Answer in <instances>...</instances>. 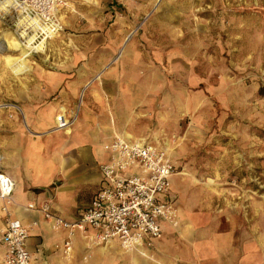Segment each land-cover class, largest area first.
<instances>
[{"label":"rangeland","instance_id":"obj_1","mask_svg":"<svg viewBox=\"0 0 264 264\" xmlns=\"http://www.w3.org/2000/svg\"><path fill=\"white\" fill-rule=\"evenodd\" d=\"M63 3L64 31L27 61L14 19L0 16V95L13 80L94 79L89 65L109 59L100 84L136 85L138 125L170 144L175 227L189 222L199 235L208 211L229 226L239 254L249 246L264 257V0ZM121 33L131 35L125 45Z\"/></svg>","mask_w":264,"mask_h":264},{"label":"crops","instance_id":"obj_2","mask_svg":"<svg viewBox=\"0 0 264 264\" xmlns=\"http://www.w3.org/2000/svg\"><path fill=\"white\" fill-rule=\"evenodd\" d=\"M123 37L125 45L131 35ZM108 61L94 59L89 65L98 74L94 79L13 80L8 88L13 84L14 91L0 95V172L15 185L9 212L29 230L27 248L34 264H264V257L251 254L249 246L239 254L229 226L223 227L208 211L201 214L199 235L192 223L185 222L180 228L160 221L162 237L154 241L153 248L127 253L118 241L88 246L77 233L71 239L72 256L67 257L63 246L68 232L55 231L53 219L27 208L46 204L54 217L77 222L106 185L101 167L110 162L111 153L105 147L117 137L147 141L166 151L175 165L169 142L162 144L159 134L138 125L143 104L136 85L127 93L119 80L100 84ZM31 70L32 64L27 63L23 75ZM10 71L16 77L21 75ZM61 114L67 119L77 115L66 132L53 130ZM171 183L170 197L176 206L175 187L180 186L176 175ZM2 208L0 201V231L7 219ZM181 243L186 250L176 251ZM197 248L198 252L193 250ZM5 255L6 247L0 243V264H4Z\"/></svg>","mask_w":264,"mask_h":264},{"label":"built area","instance_id":"obj_3","mask_svg":"<svg viewBox=\"0 0 264 264\" xmlns=\"http://www.w3.org/2000/svg\"><path fill=\"white\" fill-rule=\"evenodd\" d=\"M12 1L10 11L4 15L14 19V33L24 45L30 38H35L36 44L44 40L47 43L64 31L59 13L64 0ZM76 120L77 115L67 119L61 114L53 130L66 132ZM105 150L111 153L110 162L101 167L106 185L77 222L54 217L46 204L27 207L53 219L55 231L68 232L63 246L67 257L72 256L71 239L77 233L88 246H106L118 241L128 252L153 248L154 241L162 237L160 221L173 227L178 224V211L170 197L176 167L166 151L147 141L135 142L124 137H117ZM14 189L13 181L0 172V201L7 216L0 231V243L6 247L4 264H34L27 248L29 230L9 212Z\"/></svg>","mask_w":264,"mask_h":264},{"label":"bare ground","instance_id":"obj_4","mask_svg":"<svg viewBox=\"0 0 264 264\" xmlns=\"http://www.w3.org/2000/svg\"><path fill=\"white\" fill-rule=\"evenodd\" d=\"M13 1L12 0H0V16H2V14H7L10 11V7L12 5ZM46 44V41H42L38 44H36L35 42V38H30L27 43H26V50L24 51V57L23 60L27 61V58L33 54L34 51H38L39 53H43L44 52V46ZM85 87L87 88V85H85ZM85 91L86 89H84L82 91V99L85 95ZM130 136V135H129ZM145 142V141H143ZM123 250V249H122ZM124 251V250H123ZM135 251V250H134ZM134 251H125L127 253H131Z\"/></svg>","mask_w":264,"mask_h":264}]
</instances>
